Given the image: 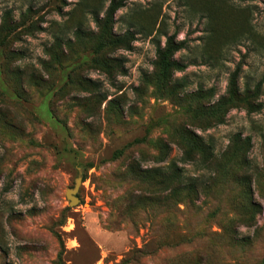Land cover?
Listing matches in <instances>:
<instances>
[{"label": "rangeland", "instance_id": "1", "mask_svg": "<svg viewBox=\"0 0 264 264\" xmlns=\"http://www.w3.org/2000/svg\"><path fill=\"white\" fill-rule=\"evenodd\" d=\"M0 264H264V0H0Z\"/></svg>", "mask_w": 264, "mask_h": 264}, {"label": "trees", "instance_id": "2", "mask_svg": "<svg viewBox=\"0 0 264 264\" xmlns=\"http://www.w3.org/2000/svg\"><path fill=\"white\" fill-rule=\"evenodd\" d=\"M121 5V1H118L117 4H110L108 7V14L112 15L115 10ZM173 36H169L166 40V44L163 50H159V59L161 63L163 64L164 68L167 70L169 68H175L178 70H181L183 68V65L176 62L175 60H169V54L177 50L178 48L182 47L183 42L179 41L177 43L172 42ZM229 92H233V88H229ZM175 165L174 163H169V166ZM175 167V166H174ZM171 173H173V177L179 179L181 177L180 172L177 170V172L171 170Z\"/></svg>", "mask_w": 264, "mask_h": 264}, {"label": "water", "instance_id": "3", "mask_svg": "<svg viewBox=\"0 0 264 264\" xmlns=\"http://www.w3.org/2000/svg\"><path fill=\"white\" fill-rule=\"evenodd\" d=\"M74 193H75V188L74 189H67L65 192V195L68 199L69 204L74 203L77 200Z\"/></svg>", "mask_w": 264, "mask_h": 264}]
</instances>
